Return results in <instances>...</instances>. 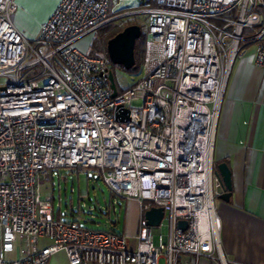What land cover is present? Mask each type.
I'll return each instance as SVG.
<instances>
[{
  "label": "built area",
  "instance_id": "1",
  "mask_svg": "<svg viewBox=\"0 0 264 264\" xmlns=\"http://www.w3.org/2000/svg\"><path fill=\"white\" fill-rule=\"evenodd\" d=\"M123 1L61 0L31 41L14 23L18 0H0V264H49L61 251L69 264H177L183 253L226 264L216 133L236 58L252 48L264 69V0H133L146 8L127 14H148L161 57L112 97L110 60L76 43L122 16ZM120 105L129 121L116 119ZM62 168L95 171L139 203L134 246L116 224L92 230L41 199L39 179ZM152 207L164 208L167 235L147 224Z\"/></svg>",
  "mask_w": 264,
  "mask_h": 264
},
{
  "label": "crops",
  "instance_id": "2",
  "mask_svg": "<svg viewBox=\"0 0 264 264\" xmlns=\"http://www.w3.org/2000/svg\"><path fill=\"white\" fill-rule=\"evenodd\" d=\"M61 0H18L16 27L33 41ZM216 163H228L232 172V195L218 198L220 247L226 264H264V69L254 63L253 49L235 60L214 147ZM124 232L136 243L140 208L135 199H123ZM121 231V229L116 225ZM45 245V244H44ZM53 255L49 264H56ZM165 259H159V263ZM69 264L67 257L66 263ZM177 264H222L208 255L183 253Z\"/></svg>",
  "mask_w": 264,
  "mask_h": 264
},
{
  "label": "rangeland",
  "instance_id": "3",
  "mask_svg": "<svg viewBox=\"0 0 264 264\" xmlns=\"http://www.w3.org/2000/svg\"><path fill=\"white\" fill-rule=\"evenodd\" d=\"M145 8L146 4L140 1L124 0L115 8L116 13L122 14V16L99 30L82 37L76 43L77 46L90 53L93 44L98 41L103 50L96 52L110 60L109 55L107 56L105 53L108 33L112 30H119L120 32L132 24L141 26L145 37L139 52L140 61L138 66L126 69L124 66L115 65L110 61L117 86L120 88L130 86L159 64L162 46L151 40L148 30V14L145 12L127 14V12ZM4 82L5 77L0 76V85ZM96 176L95 171L87 175L80 174L70 168L55 169L48 176L39 179L40 197L41 199L51 198L55 214L61 215L64 219H77L82 226L92 230H108L116 224L121 232H124L127 218L125 207H122L124 206L123 199L113 195L103 179L95 180ZM161 229L164 235L169 233L170 223L167 217L163 220ZM154 238L155 243L158 244L159 235L156 234ZM50 243L51 240L49 239H41V244ZM17 252L18 250L15 249L13 252L8 253V258L16 259L18 257ZM54 260L56 264L66 263V257L62 254H57ZM159 264L164 263L161 261Z\"/></svg>",
  "mask_w": 264,
  "mask_h": 264
},
{
  "label": "water",
  "instance_id": "4",
  "mask_svg": "<svg viewBox=\"0 0 264 264\" xmlns=\"http://www.w3.org/2000/svg\"><path fill=\"white\" fill-rule=\"evenodd\" d=\"M142 35V28L138 24H132L124 28L115 36L110 38L107 42V52L110 61L115 65H122L126 69H132L136 67L135 46L136 41ZM110 88L112 89V97H116L118 94V87L113 70H109ZM6 87H1L5 89ZM116 119L118 121H129L131 119L130 110L118 106L116 109ZM216 175L221 179L224 186V193L220 195V199L228 201L232 195V172L226 162H221L217 166ZM95 180H100L99 176H96ZM146 222L149 226L155 230H160V224L164 218L163 207H152L145 212ZM179 227L187 229L188 223L186 220L179 222Z\"/></svg>",
  "mask_w": 264,
  "mask_h": 264
},
{
  "label": "trees",
  "instance_id": "5",
  "mask_svg": "<svg viewBox=\"0 0 264 264\" xmlns=\"http://www.w3.org/2000/svg\"><path fill=\"white\" fill-rule=\"evenodd\" d=\"M151 4H153L154 2L150 1ZM117 33H119V30H112L108 33V36L106 38V42L107 40H109L110 38H112L113 36H115ZM144 34L142 32V35L139 39H137L136 41V46H135V56H136V66H138V63L140 61L139 59V52H140V48H141V45L143 43V40H144ZM105 45V44H104ZM103 50V47H101V45L99 44L98 41H96L93 46H92V51L90 52L91 54H94V55H102L100 54L99 52ZM96 51H99V52H96ZM105 53L107 54L108 56V52H107V49H105ZM113 70V68H112ZM217 166H218V163H216ZM59 216V215H57Z\"/></svg>",
  "mask_w": 264,
  "mask_h": 264
},
{
  "label": "flooded vegetation",
  "instance_id": "6",
  "mask_svg": "<svg viewBox=\"0 0 264 264\" xmlns=\"http://www.w3.org/2000/svg\"><path fill=\"white\" fill-rule=\"evenodd\" d=\"M115 75V74H114Z\"/></svg>",
  "mask_w": 264,
  "mask_h": 264
}]
</instances>
